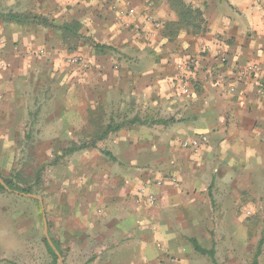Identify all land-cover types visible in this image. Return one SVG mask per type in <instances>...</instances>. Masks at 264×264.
<instances>
[{
    "label": "crops",
    "instance_id": "1",
    "mask_svg": "<svg viewBox=\"0 0 264 264\" xmlns=\"http://www.w3.org/2000/svg\"><path fill=\"white\" fill-rule=\"evenodd\" d=\"M30 1L49 13L64 10L86 23L95 42L125 57L122 67L97 52L88 54L92 63L85 56L82 99L64 117L65 134L78 144L96 142L73 153L95 160L78 167L84 179L68 198L76 214L57 218L88 255L82 264L192 263L181 243L197 237L210 248L209 232L183 231L192 229L191 217H206L201 207L210 211L205 204L214 200L216 176L238 191L237 202L264 186V0H185L202 10L206 29L199 35L182 29L173 39L163 31L176 19L165 0ZM28 35H17L23 47L32 40L49 52L47 36ZM36 68L21 66L19 77L32 78ZM202 136L203 152L183 145ZM142 189L154 194L155 205ZM174 256L183 258L173 262Z\"/></svg>",
    "mask_w": 264,
    "mask_h": 264
},
{
    "label": "rangeland",
    "instance_id": "2",
    "mask_svg": "<svg viewBox=\"0 0 264 264\" xmlns=\"http://www.w3.org/2000/svg\"><path fill=\"white\" fill-rule=\"evenodd\" d=\"M45 7H38L30 0H0V11L42 16L53 23L0 20V179L9 178L25 188L30 186L34 191L30 194L37 196L0 188V264H53L49 247L63 253L65 264H82L87 259L88 255L80 254L73 244L76 239L57 218L76 214L68 198L70 193L77 192L80 179H84L78 167L86 158L95 160V157L73 154L57 164H52V160L61 149L78 144L76 137L65 134L64 117L69 112L68 105L74 107L82 99L78 76L88 66L85 56L91 60L89 55L97 52L111 63L125 67V57L117 51L94 50L95 39L84 28L86 23L59 8L55 13L46 12L49 6ZM64 23L70 26V31L58 27ZM20 32L32 37L35 34L38 39L41 34L47 36L49 52L46 53L45 46L36 48L32 40L23 47L17 36ZM74 56L81 57L83 63L72 62ZM96 59L98 62L100 58ZM29 64L38 68L32 70V78L24 81L19 77L18 68ZM178 160L174 159L173 165ZM40 170L42 182L37 183L35 177ZM206 176L200 173V182L209 184ZM70 182L75 185L73 190ZM262 187L263 184L261 189L247 191L241 202H237L234 198L238 191L229 190L228 183L217 175L211 191L214 200L209 197V203L205 204L210 211L201 207V215L204 212L206 217H191L193 227L185 229L183 236L194 237L205 228L209 232H206L208 247L213 240L216 242L220 264H251L259 248L262 250L259 264H264ZM155 202L147 203L155 205ZM200 239L202 243L206 241V237ZM181 244L191 259L190 264H212L190 241L185 239ZM182 258L174 256L172 260L177 262Z\"/></svg>",
    "mask_w": 264,
    "mask_h": 264
},
{
    "label": "trees",
    "instance_id": "3",
    "mask_svg": "<svg viewBox=\"0 0 264 264\" xmlns=\"http://www.w3.org/2000/svg\"><path fill=\"white\" fill-rule=\"evenodd\" d=\"M168 3H169L170 8L175 12L176 19L167 20L165 22L163 31L167 36L173 39L178 35V33L182 29L187 30L189 33H192L194 35H199L206 29L205 28L206 21L203 16V12L200 8H194L190 4L186 3L185 0H168ZM28 19H32L35 21H41V22H44L50 25L53 24L49 19L42 17V16H37V15L28 16V15H24V14L16 13V12L0 11L1 21H10V22L20 21V20L25 21ZM58 27H60L62 30L70 31V26L67 25L66 23L62 25H58ZM94 44H95L94 46L96 47V49L99 51H102L104 49L113 48L112 46L99 44L95 41H94ZM94 146H96V142L89 141V142H82L80 144H74L71 147L63 148L55 155L54 159L52 160V164L59 163L64 157L71 155L76 151H79L81 149H85L88 147H94ZM112 159L116 160V158L113 156H112ZM41 174H42V170L36 173L35 178H36L37 183L42 182ZM4 179H5L6 184L12 191H17L22 194L34 193L32 187L30 186L25 188V187L20 186L19 184H17L16 182H14L13 180L9 178H4ZM0 188L4 189V186L1 183H0ZM190 242L192 243V245L194 246V249L198 253L207 255L211 259L212 264H220L216 257L215 244H213L212 247L207 248V247L202 246L196 238H191ZM47 246L49 247L48 243H47ZM49 251L51 252V255L53 256V259H54L53 264H59V257L55 253V251H53V249H51L50 247H49ZM61 254L63 256L62 252ZM260 254H261V248L258 249L254 257V260L252 261L251 264H259Z\"/></svg>",
    "mask_w": 264,
    "mask_h": 264
},
{
    "label": "built area",
    "instance_id": "4",
    "mask_svg": "<svg viewBox=\"0 0 264 264\" xmlns=\"http://www.w3.org/2000/svg\"><path fill=\"white\" fill-rule=\"evenodd\" d=\"M72 62H74L75 64H82L83 63V59H81V57H77V56H74L72 58ZM250 71H257L258 68L256 65H251L249 67ZM186 81H187V76H182L180 78V82L182 84V86L184 87L186 85ZM260 90H261V93L264 95V83L260 86ZM207 140V137L206 136H202V137H194V138H190V139H186L183 141V145L185 147H189V148H192L194 151H198L202 145L206 142ZM158 184H161V181H158ZM142 193L145 194L146 196V199L152 203L155 202V196L154 194L152 193H147L145 191V189H142Z\"/></svg>",
    "mask_w": 264,
    "mask_h": 264
},
{
    "label": "water",
    "instance_id": "5",
    "mask_svg": "<svg viewBox=\"0 0 264 264\" xmlns=\"http://www.w3.org/2000/svg\"><path fill=\"white\" fill-rule=\"evenodd\" d=\"M0 183H1L5 188H9L8 185L5 183L4 180L0 179ZM30 196H32V197H37V196L32 195V194H30ZM46 227H47V226H46ZM46 230H47V228H46ZM49 240H51V239H49ZM51 242H52V240H51ZM55 253H56V254L58 255V257H59V264H64V263H63V257H62V254H61L57 249L55 250Z\"/></svg>",
    "mask_w": 264,
    "mask_h": 264
}]
</instances>
